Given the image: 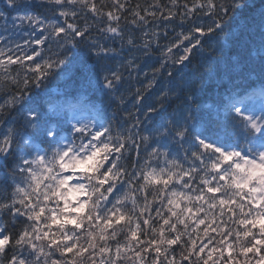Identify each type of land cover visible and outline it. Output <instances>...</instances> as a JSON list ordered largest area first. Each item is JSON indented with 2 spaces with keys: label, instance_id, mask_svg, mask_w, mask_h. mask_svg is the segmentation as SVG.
<instances>
[{
  "label": "snow or ice",
  "instance_id": "obj_1",
  "mask_svg": "<svg viewBox=\"0 0 264 264\" xmlns=\"http://www.w3.org/2000/svg\"><path fill=\"white\" fill-rule=\"evenodd\" d=\"M0 42V264H264V0H0Z\"/></svg>",
  "mask_w": 264,
  "mask_h": 264
},
{
  "label": "trees",
  "instance_id": "obj_2",
  "mask_svg": "<svg viewBox=\"0 0 264 264\" xmlns=\"http://www.w3.org/2000/svg\"><path fill=\"white\" fill-rule=\"evenodd\" d=\"M132 2H133V3L140 2L141 4H143V3H145V0H132ZM165 2H166V0H165ZM129 28H131V26H129ZM177 31H179V29H177ZM169 33H170V35L172 34V33H171V29H169ZM135 35H136L137 37H139V36H140L139 31H136V32H135ZM93 36L96 37L97 39H99V36H98V34L96 33L95 29H93ZM101 42H102V43H106V44H108L109 46L115 47V48H117L118 50L120 49V43H119L118 40H117L116 43H114V44L112 43L111 40H108V41L101 40ZM165 43H167V41H165V40H161V44H165ZM43 50H44V54H45V55H51V53H49V52L47 51V44H45V45L43 46ZM53 51H55V48H54V47H53ZM74 51L77 52V53H82V51H84V52H85V53H83L84 58H87V57H88V53H87L86 50L84 49V46H83V45H81L79 49H74ZM127 51H128L127 46H125V48H124V54H125V56H127ZM233 51L235 52V50H233ZM155 55H159V54L156 53ZM119 59H120V58L117 57V60L108 61L107 63H109L112 67H115L116 64H117V62L119 61ZM29 63H30V62H29ZM14 67H15V66H14ZM143 71H148V67H147L146 65L143 66ZM124 75H125V77H127V72H125ZM133 75L135 76V73H134ZM140 78H141V79L143 78L142 75H141ZM44 83H45L46 87H47L48 89L51 90L52 95L55 96V95H56V90H57V89H59V90H61V91L64 90L66 81H65V79H63V78H50V79L46 80ZM131 84H132V86H133V90H134V88H135L136 86H138L137 83H136V80H135V79H133V80L131 81ZM126 87H127V82L125 83V88H126ZM36 91H40V90H36ZM125 106H126L129 110H133V109H132V105H131V103H127ZM114 112H119V109L117 108V105H116L115 103H113L109 108H107V116H108V117H111V116L113 115ZM119 115H121V114L119 113ZM119 115L117 116V120H119ZM141 118L143 119V117H141ZM146 123H147V122H146ZM201 227H203V226H201Z\"/></svg>",
  "mask_w": 264,
  "mask_h": 264
},
{
  "label": "bare ground",
  "instance_id": "obj_3",
  "mask_svg": "<svg viewBox=\"0 0 264 264\" xmlns=\"http://www.w3.org/2000/svg\"><path fill=\"white\" fill-rule=\"evenodd\" d=\"M85 53L84 51H82V54Z\"/></svg>",
  "mask_w": 264,
  "mask_h": 264
}]
</instances>
